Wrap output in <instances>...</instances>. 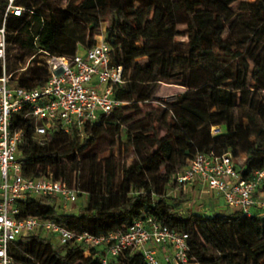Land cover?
Masks as SVG:
<instances>
[{
    "label": "trees",
    "instance_id": "1",
    "mask_svg": "<svg viewBox=\"0 0 264 264\" xmlns=\"http://www.w3.org/2000/svg\"><path fill=\"white\" fill-rule=\"evenodd\" d=\"M238 1L68 0L64 8H54L50 0H17L28 12L7 18L5 70L12 79L18 63L27 66L15 84L42 86L48 79L42 52L74 55L92 46L106 23L103 39L112 48L111 63L123 67V83L113 87V94L132 103L83 135L73 128L68 133L49 130L42 143L31 119L24 121L26 135L19 146L23 175L73 183L72 173L78 172V196L85 195L86 201L64 212L56 197L28 196L18 203L19 217L50 218L97 236L152 217L187 233L189 257L200 264H264L260 211L182 215L169 195L176 186L174 175L199 152H230L235 160L243 153L236 168L244 177L264 168V128L254 136L243 111L247 106L264 122V0H242L233 12L229 5ZM3 12L0 2V24ZM169 21L185 26L184 46L174 42ZM160 82L185 88L164 104L162 116L159 107L148 104ZM122 125L125 146L135 158L117 180L113 160L98 159L91 151L107 129L119 131ZM213 126L220 131L212 134ZM45 241L40 235L17 240L12 249L17 264H101L100 250L85 255L78 244ZM111 264L146 263L135 251Z\"/></svg>",
    "mask_w": 264,
    "mask_h": 264
},
{
    "label": "built area",
    "instance_id": "2",
    "mask_svg": "<svg viewBox=\"0 0 264 264\" xmlns=\"http://www.w3.org/2000/svg\"><path fill=\"white\" fill-rule=\"evenodd\" d=\"M0 2L4 4L0 24V264H17L12 255L15 242L36 235L47 240L45 244H78L85 255L91 249L100 250L101 264H111L117 256L135 251L141 252L146 264H200L189 257L187 233L160 225L152 217L100 236L70 229L50 218L19 217L18 203L28 196L56 197L61 210L68 212L81 192L78 181L23 175L19 146L26 135L24 121L31 119L33 133L42 143L49 130L68 133L73 128L83 135L130 103L114 97L113 87L123 83V67L111 63L112 48L102 35L71 56L42 52L48 69L42 86L25 88L13 83L5 70L6 21L28 10L17 0ZM219 131L218 126L211 128L212 134ZM173 181L180 187L199 181L207 192L221 196L229 208L248 215L253 208L264 212V196L260 195L264 194V168L244 177L230 152L197 153Z\"/></svg>",
    "mask_w": 264,
    "mask_h": 264
},
{
    "label": "rangeland",
    "instance_id": "3",
    "mask_svg": "<svg viewBox=\"0 0 264 264\" xmlns=\"http://www.w3.org/2000/svg\"><path fill=\"white\" fill-rule=\"evenodd\" d=\"M68 0H50L51 6L54 8H64L67 4ZM239 0L237 3L229 5L230 10L233 12H237L238 5L240 3ZM251 1V0H246ZM168 23L172 24L174 30L176 31V35L174 37V42L178 43L181 46H184L187 40L185 34V26L179 25L174 21H169ZM106 23H102L100 25L97 34L94 35V39L99 38L98 34L103 36L105 30ZM83 47L82 45H78V48ZM42 58V57H39ZM18 68L16 72L13 74L12 82L16 83L18 76H20L27 66V63L21 65L17 64ZM185 90L184 87L180 85H173L170 83L160 82L155 86V92L153 94V99L149 101V105L152 107L160 108V115L162 116L163 110L165 109L164 104L168 101H171L177 94ZM130 104L127 106L130 107ZM245 121L249 124V127L254 136H256L259 131L264 128V122L260 119L259 115L248 108L247 106L243 107ZM202 116L207 119V115L201 113ZM126 133L125 126L122 125L119 131H115L113 128L107 129L96 141L95 145L91 151V154H96L98 159L109 158L112 159L115 164V174L116 179L119 180L121 178V170L124 166L129 165L135 158L132 154L130 147L125 146ZM113 152V157H111V153ZM245 155L243 153H239L236 159L237 163H241L244 159ZM82 178L84 181L87 180L88 174L86 170L82 171ZM72 180H78V172L72 173ZM204 189V188H203ZM169 195L173 199V203H175V209L181 213L182 215H187L191 212H199L204 213L206 215H215V214H225L233 211V208L225 207L217 198L209 196V193L204 191L196 190L194 191L192 187L190 189H184L180 186H174L169 190ZM86 201V196H78L75 203H73L68 212H74L78 207L83 206ZM264 215V212H260ZM17 252H20L25 255V253L17 249ZM26 256V255H25Z\"/></svg>",
    "mask_w": 264,
    "mask_h": 264
},
{
    "label": "crops",
    "instance_id": "4",
    "mask_svg": "<svg viewBox=\"0 0 264 264\" xmlns=\"http://www.w3.org/2000/svg\"><path fill=\"white\" fill-rule=\"evenodd\" d=\"M191 187H192V189H193L194 191H196V190H200V189H201L202 191H204V192H206V193H209V192L206 191L205 186H204L201 182H199V181L191 182V183H187L186 185L183 186L184 189H190ZM203 188H204V189H203ZM258 195H259V193H258ZM260 195L264 196V194H262L261 192H260ZM209 196H212V197H214V198L219 199V201H220L225 207H227V206L225 205L224 200H223V198H222L221 196H219V195H217V194H211V193H209ZM227 208H229V207H227ZM252 211H254V212H259L257 208H253Z\"/></svg>",
    "mask_w": 264,
    "mask_h": 264
}]
</instances>
